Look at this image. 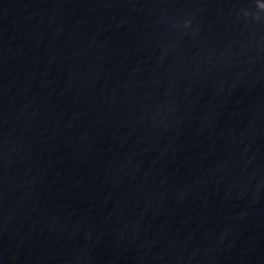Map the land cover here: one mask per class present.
Instances as JSON below:
<instances>
[{
    "label": "water",
    "instance_id": "1",
    "mask_svg": "<svg viewBox=\"0 0 264 264\" xmlns=\"http://www.w3.org/2000/svg\"><path fill=\"white\" fill-rule=\"evenodd\" d=\"M0 264H264V0H0Z\"/></svg>",
    "mask_w": 264,
    "mask_h": 264
}]
</instances>
